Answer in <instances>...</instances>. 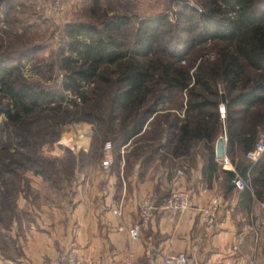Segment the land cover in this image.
Segmentation results:
<instances>
[{
	"label": "trees",
	"instance_id": "16d2710c",
	"mask_svg": "<svg viewBox=\"0 0 264 264\" xmlns=\"http://www.w3.org/2000/svg\"><path fill=\"white\" fill-rule=\"evenodd\" d=\"M6 1L0 0V5ZM197 1L201 11L188 0H173L171 9L139 15L130 2L115 0L107 3L113 13L106 8L100 15L102 0H92L91 12L100 22L68 23L56 61L34 67L38 74L46 70L51 76L60 75L57 87L24 76L21 62L38 48L19 49V55L12 56L11 43L3 52L0 34V91L8 99V107L0 111L5 124L17 125L26 117L60 111L70 101L69 94L86 103V88L99 80L109 87L110 104L108 117L96 115L100 127L95 139L114 143L116 168L123 159L128 167L137 161L145 166L158 153L164 164L169 161L184 167L199 154L206 160L208 185L222 175L230 190L235 188L236 173L224 169L216 157L217 141L225 135L226 156L256 190L255 166L246 154L264 128V110L259 108L264 105V0ZM208 51H216L214 59ZM152 95L151 105L129 126L125 121V126L116 127L118 110L137 112ZM168 101L175 107L161 110L160 105ZM19 138L22 152L18 159L5 163V170L29 167L35 175L56 183L54 168L61 160L34 153V143L26 133ZM68 154L67 166L82 161ZM242 191L251 195L249 189Z\"/></svg>",
	"mask_w": 264,
	"mask_h": 264
},
{
	"label": "crops",
	"instance_id": "0c3cea01",
	"mask_svg": "<svg viewBox=\"0 0 264 264\" xmlns=\"http://www.w3.org/2000/svg\"><path fill=\"white\" fill-rule=\"evenodd\" d=\"M252 166L257 180L256 190L250 184V197L236 188L227 190L222 175L209 186L206 160L199 154L193 164L174 169L159 158L147 167L137 161L131 168L123 159L106 179L101 163L96 169H78L71 190L58 195L30 171L24 178L29 191L24 185L11 189L8 203H0V264H40L63 250L104 264L119 263L130 251L150 264L186 253L193 264L201 209L215 194L221 195L222 208L214 233L197 253L200 263L264 264V156ZM177 190L190 192L191 207L177 213L157 211L133 242L129 230L140 222L141 200L153 193L162 201ZM119 206L121 216L113 212Z\"/></svg>",
	"mask_w": 264,
	"mask_h": 264
},
{
	"label": "rangeland",
	"instance_id": "374dc122",
	"mask_svg": "<svg viewBox=\"0 0 264 264\" xmlns=\"http://www.w3.org/2000/svg\"><path fill=\"white\" fill-rule=\"evenodd\" d=\"M115 3V0H102V9L100 15L107 8V3ZM130 2L135 11L139 15H153L161 11L173 8L170 1L173 0H124ZM192 6L198 10H202V6L197 0H188ZM2 3L0 5V34L4 36L3 52L7 51L9 45L13 46L12 56L17 57L20 53L19 49L38 48L39 50L31 57L24 58L21 62L24 76L32 81H36L44 85L56 86L61 83L62 77L51 76L49 71H43L38 74L35 66L56 61L57 53L63 45L64 30L68 23L75 21L100 22L97 16L91 12L92 0H13L11 3ZM9 4L11 8L8 9ZM171 4V5H170ZM109 14L113 12L109 8ZM171 18L174 20L173 14ZM10 37V38H9ZM2 54L0 50V55ZM3 55V54H2ZM208 57L214 59L216 51H208ZM7 58V55L4 59ZM189 59V58H188ZM88 102L82 101L80 98L69 94L60 111H46L41 117H26L24 120L12 126L5 124V114L0 113V203H8V191L16 189L25 184V174L33 172L31 168L25 170H14L8 172L5 170V163L15 158L18 159L21 148L18 145L19 136L26 133L30 136L34 145L32 151L38 155L42 154L48 158H55L56 167L54 168V178L56 183L46 180L49 184L50 191H54L57 195L64 191L71 190V186L76 180V170L85 171L87 169H96L105 157V146L107 142H111V151L114 163V143L111 140H105L103 144L96 141L95 135L100 127L96 121V115L100 113L102 117H108L109 109V87L97 80L86 88ZM152 95L147 103L143 105L137 112L131 114L125 110H118L116 127L128 125L133 119L139 116L154 100ZM8 99L0 91V111L8 106ZM220 105V110L222 108ZM175 107L174 102L168 101L160 105L161 110L171 109ZM264 110V105L259 107ZM104 112V113H103ZM222 116V114H221ZM225 118V117H222ZM127 124L124 125V122ZM264 135V128L260 129L258 136ZM101 136V135H100ZM99 136V138H100ZM226 139L225 135L222 137ZM258 138V137H257ZM68 151L72 155L82 158V161L76 166L69 167L66 165L69 157ZM171 151V150H170ZM197 153H200L196 149ZM125 150L122 152L124 154ZM169 152V151H168ZM155 159L159 158V153L155 155ZM154 159V160H155ZM62 160L65 161L64 166ZM168 167L182 168V165H173L166 161ZM165 163V164H166ZM152 162L147 163L144 167L150 166ZM3 166V168H2ZM131 168V167H130ZM116 167L113 165L111 173ZM72 171V172H71ZM34 173V172H33ZM103 176L106 178L105 173ZM24 191L28 192L29 188L24 185ZM2 194V195H1ZM54 194V196L56 195ZM56 197V196H55Z\"/></svg>",
	"mask_w": 264,
	"mask_h": 264
},
{
	"label": "built area",
	"instance_id": "2783aa9c",
	"mask_svg": "<svg viewBox=\"0 0 264 264\" xmlns=\"http://www.w3.org/2000/svg\"><path fill=\"white\" fill-rule=\"evenodd\" d=\"M222 105L221 114L225 117V108ZM264 155V135L260 134L252 149H250L246 156L252 162H257ZM224 169L232 170L236 173L232 180L235 188L238 190L250 189V183L246 178L240 175L236 170L233 162L225 156L224 158H217ZM102 170L106 177L111 175L113 166V154L111 151V142H107L105 146V157L101 162ZM182 171L179 170L178 173ZM191 207V194L187 190H177L162 201H158L157 196L153 193L146 195L140 202V222L135 224L129 230L130 238L133 242H137L141 238V225L147 224L153 219L157 211L162 212H184ZM222 208V197L219 194L213 195L208 203L201 209L202 226L200 232L197 234L193 244V257H191L193 264H201L197 258V253L200 251L202 243L206 238L211 236L217 224L219 212ZM113 212L121 216L122 208L119 206L114 208ZM190 257L186 253L171 254L164 257L157 264H189ZM40 264H104L100 259L91 257H79L72 251H60L55 257L48 258ZM115 264H150L148 262H141L136 259L133 252H128L123 260Z\"/></svg>",
	"mask_w": 264,
	"mask_h": 264
},
{
	"label": "water",
	"instance_id": "95a60500",
	"mask_svg": "<svg viewBox=\"0 0 264 264\" xmlns=\"http://www.w3.org/2000/svg\"><path fill=\"white\" fill-rule=\"evenodd\" d=\"M225 108V106H223ZM226 156V141L224 138H220L216 144V157L224 158Z\"/></svg>",
	"mask_w": 264,
	"mask_h": 264
}]
</instances>
